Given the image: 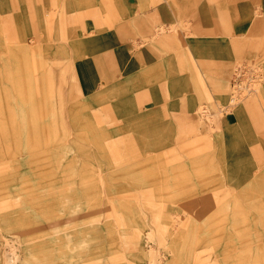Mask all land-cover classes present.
I'll return each mask as SVG.
<instances>
[{
	"label": "rangeland",
	"instance_id": "obj_1",
	"mask_svg": "<svg viewBox=\"0 0 264 264\" xmlns=\"http://www.w3.org/2000/svg\"><path fill=\"white\" fill-rule=\"evenodd\" d=\"M197 3L156 29L160 64L127 77L119 61H91L120 58L121 43L97 42L115 30L109 15L0 0V264H264V33L241 56L261 71L257 91L228 107L233 35L200 45L202 17L216 21L200 10L217 0ZM152 38L129 39V53ZM187 57L203 95L184 82Z\"/></svg>",
	"mask_w": 264,
	"mask_h": 264
},
{
	"label": "crops",
	"instance_id": "obj_2",
	"mask_svg": "<svg viewBox=\"0 0 264 264\" xmlns=\"http://www.w3.org/2000/svg\"><path fill=\"white\" fill-rule=\"evenodd\" d=\"M174 2L178 10H175L174 3L171 5V0H74V5H79L78 11L80 13H86L87 8L96 15L91 20L93 23L99 24V21L104 20L102 15H109V17L116 22L115 30L101 37H97V42H103V45H116L121 43L122 52L120 58L112 59L114 52L107 51L106 54H99L91 61H119L121 62V74L122 76L127 75V77H130V74H138V71L131 69L135 62L137 63L136 66L142 62L153 63L154 66L160 64L162 61L160 45L157 40L154 39L156 29L159 28L162 23L166 25L170 24L172 21L171 14H176L175 12H177L187 17L188 14L197 11L201 6H198V0H174ZM257 3L259 4V9L264 12V0H257ZM224 4V0H217L216 5H214L211 10L207 6V10L204 11L202 7L200 13H205L207 15L211 13L213 18L214 15H216V21L212 23L204 22L205 18L202 17V24L198 25L195 29L200 36L207 39L200 45L212 44L217 46L228 44V41L224 40L223 37L229 34V32L226 31H230L233 35V45L235 48L233 55L234 53L236 56L238 55V61L234 63L235 69L238 64L254 61L246 56H241L243 52L247 53L251 46H256L258 43L257 35L264 33V18L261 17L258 20L252 21L255 13L254 8L257 6L256 3L254 4V2L250 0H234L235 8L233 14L236 21L233 27L226 29L225 26L223 27V22L221 21V19H223L222 15L224 14ZM106 18L107 16L105 19ZM247 35L249 37H247ZM134 37L139 39L153 37V41L149 43L148 46L146 45L141 52L130 54L127 48L128 40ZM203 51L208 55V50L204 48V50H201V53ZM168 60L171 62V57L168 58ZM221 60L222 59H217L215 56L206 58V61L210 63L208 67L211 70L215 67L213 63ZM184 61L182 60L183 63L181 64V68L185 72V84L194 87L200 95H203L206 81L201 70L198 66L195 68L196 63H194L190 57L184 58ZM186 71H188V73H186ZM154 88L155 86L153 90Z\"/></svg>",
	"mask_w": 264,
	"mask_h": 264
},
{
	"label": "built area",
	"instance_id": "obj_3",
	"mask_svg": "<svg viewBox=\"0 0 264 264\" xmlns=\"http://www.w3.org/2000/svg\"><path fill=\"white\" fill-rule=\"evenodd\" d=\"M261 71L251 63H242L235 68L232 77V97L228 107L237 103L242 94L251 95L257 91V84L261 81ZM226 110V109H225Z\"/></svg>",
	"mask_w": 264,
	"mask_h": 264
},
{
	"label": "bare ground",
	"instance_id": "obj_4",
	"mask_svg": "<svg viewBox=\"0 0 264 264\" xmlns=\"http://www.w3.org/2000/svg\"><path fill=\"white\" fill-rule=\"evenodd\" d=\"M23 19H24V18H23ZM12 24H14V23H12ZM17 30H18V29H17ZM4 65H5V64H4ZM1 68H2V67H1ZM0 70H1V69H0ZM1 83H2V82H1ZM47 83H48V82H47ZM6 85H7V84H6ZM7 88H10V87H7ZM7 88H6V89H7ZM239 103H240V102H239ZM13 117H14V116H13ZM64 129H65V128H64ZM259 152H260V151H259ZM152 162H153V161H152ZM149 163H150V162H149ZM147 164H148V163H147ZM147 167H148V166H147ZM125 171H127V170H125ZM261 175H262V174H261ZM229 190H230V189H229ZM219 192H220V191H218V193L215 192V193H217L216 195L219 196ZM221 193H223V191H222ZM216 195H215V197H216ZM220 195H221V194H220ZM218 196L216 197V199L219 198ZM224 196H225V195H224ZM226 196H227V195H226ZM227 197H228V196H227ZM223 198H224V197H223ZM225 198H226V197H225ZM219 199H220V198H219ZM224 200H225V199H224ZM224 200H223V201H224ZM235 206H236V205H235ZM231 210H232V209H231ZM238 210H240V209H238ZM228 212H230V211H228ZM228 212H227V213H228ZM242 213H243V212H242ZM234 214H235V213H234ZM222 216H223V215H222ZM249 216H251V215L249 214ZM233 217H234V216H233ZM233 219H234V218H233ZM156 220H157V219H156ZM249 221H250V220H249ZM249 221H247V222H249ZM154 222H155V221H154ZM244 223H245V222H243V224H244ZM250 223H251V222H250ZM245 224H246V223H245ZM232 225H233V224H232ZM246 225H247V224H246ZM228 226H229V225H228ZM237 226H238V224H237ZM244 226H245V225H244ZM223 228H224V227H223ZM227 228H228V227H227ZM229 228H230V227H229ZM232 228H233V227H232ZM243 229H244V228H243ZM245 229H246V228H245ZM247 229H248V228H247ZM233 230H234V229H233ZM229 231H230V230H229ZM239 238H240V236H239ZM188 243H189V242H188ZM186 248H187V247H186ZM188 248H189V247H188ZM241 250H242V249H241ZM258 250H259V249H258ZM195 255H196V254H195ZM195 255H194V256H195ZM184 256H185V255H184ZM71 257H72V256H71ZM71 257H70V258H71ZM142 257H143V256H142ZM187 257H188V256H187ZM181 258H183V257H181ZM192 258H193V257H192ZM192 258H191V259H192ZM194 258H195V257H194ZM183 260H184V259H183ZM70 261H71V259H70ZM134 261H135V260H134ZM188 261H189V260H188ZM185 263H186V262H185ZM201 264H202V263H201Z\"/></svg>",
	"mask_w": 264,
	"mask_h": 264
}]
</instances>
